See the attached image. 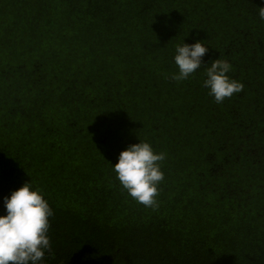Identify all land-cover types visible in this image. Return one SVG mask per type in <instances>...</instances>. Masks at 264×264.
I'll return each mask as SVG.
<instances>
[{
    "label": "trees",
    "instance_id": "obj_1",
    "mask_svg": "<svg viewBox=\"0 0 264 264\" xmlns=\"http://www.w3.org/2000/svg\"><path fill=\"white\" fill-rule=\"evenodd\" d=\"M264 0H0V215L31 182L54 210L46 264H264ZM202 41L187 80L176 46ZM242 92L216 103L215 59ZM149 142L159 208L114 165Z\"/></svg>",
    "mask_w": 264,
    "mask_h": 264
},
{
    "label": "clouds",
    "instance_id": "obj_2",
    "mask_svg": "<svg viewBox=\"0 0 264 264\" xmlns=\"http://www.w3.org/2000/svg\"><path fill=\"white\" fill-rule=\"evenodd\" d=\"M264 19V7L259 9ZM209 48L202 41L194 44L183 43L176 46L175 64L178 73L171 79L181 82L192 76L201 65ZM232 64L227 60L215 59L206 69L203 87L209 89V95L216 103L244 89V84L228 74ZM165 153H157L149 142L131 144L119 155L114 165L116 178L128 195L137 203L156 210L159 208V185L165 178L161 163ZM6 215H0V264H46V258L52 255L53 243L49 235L54 210L45 193L33 189L31 182L4 197Z\"/></svg>",
    "mask_w": 264,
    "mask_h": 264
}]
</instances>
